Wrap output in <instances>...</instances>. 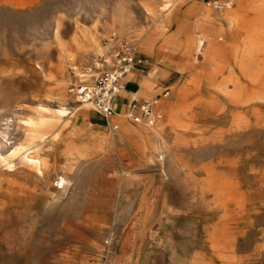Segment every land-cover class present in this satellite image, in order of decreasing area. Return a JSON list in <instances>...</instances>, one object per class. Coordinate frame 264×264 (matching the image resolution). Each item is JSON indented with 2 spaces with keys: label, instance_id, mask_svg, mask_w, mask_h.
I'll list each match as a JSON object with an SVG mask.
<instances>
[{
  "label": "rangeland",
  "instance_id": "rangeland-1",
  "mask_svg": "<svg viewBox=\"0 0 264 264\" xmlns=\"http://www.w3.org/2000/svg\"><path fill=\"white\" fill-rule=\"evenodd\" d=\"M222 1L0 0V264H264V0ZM113 35L153 124L76 111Z\"/></svg>",
  "mask_w": 264,
  "mask_h": 264
},
{
  "label": "built area",
  "instance_id": "built-area-1",
  "mask_svg": "<svg viewBox=\"0 0 264 264\" xmlns=\"http://www.w3.org/2000/svg\"><path fill=\"white\" fill-rule=\"evenodd\" d=\"M229 3L228 0L222 1V4ZM135 62V52L129 42L113 35L111 42L105 44L103 51L94 58L92 66L88 68L91 81L72 80L68 90L78 103L91 107L109 118L116 112L117 98L123 80L131 72ZM167 94L168 91L164 89L161 96ZM159 101L160 96L142 101L132 97L128 101L126 113L134 122L145 119L149 124H153L156 119L154 110Z\"/></svg>",
  "mask_w": 264,
  "mask_h": 264
},
{
  "label": "crops",
  "instance_id": "crops-1",
  "mask_svg": "<svg viewBox=\"0 0 264 264\" xmlns=\"http://www.w3.org/2000/svg\"><path fill=\"white\" fill-rule=\"evenodd\" d=\"M157 56V55H156ZM156 58V57H155ZM139 61H141V58L138 57L137 58ZM152 60V59H151ZM155 60V59H153ZM152 61H144V62H139V65L136 69H134L132 72H130V74L128 76L125 77V79L123 80L122 83V88L121 91L118 95L117 98V103H116V111H119V107L123 106L124 107V112L126 110L128 101L130 98L134 97V98H143L141 96L138 95L139 92L145 91L147 84H148V80L146 77H144L142 74V72H144L145 70V66L151 65ZM163 70H159L157 71L156 74H154L152 81H153V91L155 89V87L158 85V77L163 74ZM150 74H148L147 76H149ZM143 87V88H142ZM152 91V93H153ZM79 107L76 108V111H79ZM80 113H82L80 111ZM114 115V114H113ZM127 116V115H126ZM95 119V117H94ZM129 119V118H128ZM131 121V119H129ZM119 128L118 130V137L119 139L122 141L124 139L128 140V142L131 144V140L135 138L136 136V132L138 133L139 131H143V127H139V126H135L133 129L129 130V131H124L123 127H117ZM132 133V134H131ZM135 135V136H134ZM90 143H94V139L90 137ZM149 144V143H148ZM146 144V146L148 145ZM133 148L136 149V147L132 144ZM136 151H138V154L141 155V157H143V153H141V151H139L138 149H136Z\"/></svg>",
  "mask_w": 264,
  "mask_h": 264
},
{
  "label": "bare ground",
  "instance_id": "bare-ground-1",
  "mask_svg": "<svg viewBox=\"0 0 264 264\" xmlns=\"http://www.w3.org/2000/svg\"><path fill=\"white\" fill-rule=\"evenodd\" d=\"M88 41H89V44L90 45H94V46H97V40L96 39H94L93 37H90L89 39H88ZM138 57L136 56V53H135V59H136V62H135V64H134V67H133V69L131 70V72L134 70V69H136L137 67H138V65H139V60L137 59ZM130 74V73H129ZM128 74V75H129ZM127 75V76H128ZM85 81H91V79L90 78H85L84 79ZM143 88V87H142ZM152 91H153V81L152 80H148V84H147V87H146V89H145V91H142V92H139L138 94L139 95H143V96H150L151 94H152ZM83 106H85V105H82V106H80L79 107V109H82L81 107H83ZM157 106H158V104H157ZM156 106V107H157ZM90 110H91V108H90ZM63 111V110H62ZM65 111V110H64ZM96 112V111H95ZM117 112V111H116ZM96 113H98V114H101L100 112H96ZM115 114V113H114ZM117 115H122L124 118L123 119H119V122L122 124V125H127L126 124V121L124 120V119H126L125 118V113H124V111L123 112H121L120 110L117 112ZM126 115H127V113H126ZM113 116V115H112ZM111 116V117H112ZM121 116V117H122ZM94 117H96L97 119H101V121L103 120L101 117H98V116H94ZM127 117H128V115H127ZM116 118V117H115ZM129 118V117H128ZM130 119V118H129ZM127 120V119H126ZM116 121V120H115ZM133 121V120H132ZM134 122V121H133ZM120 124V125H121ZM151 126V125H150ZM131 129H133V128H129L128 126L124 129V131H129V130H131ZM153 131L150 129H143V131H139L138 133L136 132V136L135 137H137L140 141H142L144 138H148V139H150V140H152L153 139V133H152ZM132 134V133H131Z\"/></svg>",
  "mask_w": 264,
  "mask_h": 264
}]
</instances>
